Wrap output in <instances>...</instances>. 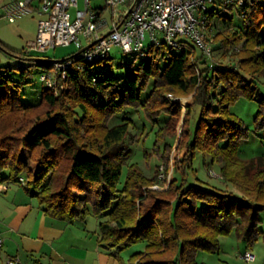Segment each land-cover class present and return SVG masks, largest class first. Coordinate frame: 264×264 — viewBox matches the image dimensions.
Returning <instances> with one entry per match:
<instances>
[{"label":"trees","instance_id":"1","mask_svg":"<svg viewBox=\"0 0 264 264\" xmlns=\"http://www.w3.org/2000/svg\"><path fill=\"white\" fill-rule=\"evenodd\" d=\"M217 12L215 7L206 12L209 32ZM240 16L241 26L233 29L231 19L216 17L224 28L213 35L211 49L226 64L208 63L189 42L179 49L148 45L142 57L126 65L121 79L100 69L108 56L86 62L76 52L56 60L1 46L17 63L0 71V184L23 178L26 192L56 220L72 224L98 218V244L118 264H202L197 253L217 252L219 239L233 230L250 247L262 233L264 155L239 157L249 130L230 106L239 99L255 101L254 131H264V0H245ZM63 60L72 62L61 81L64 89L55 94L43 86L36 104H22L33 70L48 71ZM14 70L17 80L8 75ZM170 94L191 101L182 104ZM127 108L142 110L157 128L156 144L178 138L174 145L164 144L162 154L155 151L161 166L152 177L127 164L132 121L122 118L110 125ZM161 116L167 117L162 126ZM172 150L183 153L175 155L173 170ZM197 152L204 164L209 157L220 165V181L237 193L189 182ZM140 243L143 250L127 260L120 256Z\"/></svg>","mask_w":264,"mask_h":264},{"label":"built area","instance_id":"2","mask_svg":"<svg viewBox=\"0 0 264 264\" xmlns=\"http://www.w3.org/2000/svg\"><path fill=\"white\" fill-rule=\"evenodd\" d=\"M79 1L9 0L3 9L11 23L21 15L36 12L39 16L35 39L26 52L45 53L48 49L75 43L79 57L93 62L108 56L113 46L142 57L148 45L179 49L189 42L201 51L204 60L212 61L211 40L207 42L204 33L206 12L216 0H81L82 9ZM244 2L222 0L227 7L240 8ZM105 10L111 13L110 22L102 17ZM71 67V60L56 61L39 79L45 87L54 89L57 80H67ZM60 88L64 89V83ZM19 183L24 184V179L19 178ZM7 189V184H0V194ZM244 259L250 262L254 257L245 253ZM6 264L22 263L13 257Z\"/></svg>","mask_w":264,"mask_h":264},{"label":"rangeland","instance_id":"3","mask_svg":"<svg viewBox=\"0 0 264 264\" xmlns=\"http://www.w3.org/2000/svg\"><path fill=\"white\" fill-rule=\"evenodd\" d=\"M9 0H0V47L4 46L14 52H22L28 49L29 43L35 39L36 35V25L38 15L37 13L25 14L16 17L14 22H9L4 15L3 6ZM100 6L102 3H98ZM210 9H215L218 11L215 14V21L213 29L209 32V29H205L204 38L208 42L217 31V29H223L224 24L221 21H217L216 17L227 18L232 20L230 28H237L241 26L242 17L240 16V8L232 7L231 9L223 5L222 0H216L214 4L209 5ZM79 8L82 9V1H79ZM109 22L111 20V13L108 10L104 11L102 15ZM109 28L103 33L106 34ZM78 51L75 43L68 46H58L54 49H48L44 54L48 57L55 58L56 60H61L64 57L74 54ZM136 55L133 53H124L118 47H112L108 53L109 59L104 63L100 64V69L111 71L117 79H121L125 75V67L129 64ZM211 62H217L221 64H226L227 59L221 57V53L216 52V56L212 57ZM17 60L12 56L7 55L0 48V71L3 72L5 67H14ZM44 72V69L37 67L33 70L32 75L27 80V85L22 89L21 92V102L24 105L36 104L39 101L41 90L44 84L40 81L39 76ZM8 75L14 80L18 79V71L14 70ZM63 82V81H62ZM57 80V87L50 88L55 94L61 89L62 83ZM62 83V84H61ZM65 87V86H64ZM261 93L264 94V87H261ZM144 97V95H143ZM169 99H172L179 103H184V101L190 102V98L181 99L168 95ZM232 113L237 115L248 128L249 134L247 139L243 140L239 148V157L243 160H247L253 156L264 155V131L255 132L254 131V116L258 110V105L255 101H247L245 99H239L236 103L230 106ZM198 108L195 109V118L198 117ZM122 118H128L132 121V127L130 129V135L128 143L131 149V155L128 159L127 164H135L138 168L148 177H152L155 169L161 166V160L155 151H159L160 154L163 153L164 144L174 145L177 136L174 138L167 139L165 142L156 144L155 132L156 129H152L150 121L145 117L142 110H134L127 108L123 114L113 117L110 121V125L120 122ZM191 119L192 128L195 126L196 119ZM166 116H161L159 120V125H163L166 121ZM182 127V122L177 124V132L180 133ZM179 135V134H178ZM154 144L158 149L154 150ZM167 152V151H166ZM164 153V157L167 153ZM178 153L171 151L170 167H174L175 155ZM183 156V153L178 154V158ZM24 159L27 161V154H24ZM29 166H32L30 162ZM219 166L217 163H211L209 157L206 158L205 164L201 152H197L196 156L192 162L191 169L189 171V182L192 184H199L205 188L211 190H217L220 188L224 191H231L237 193L236 189L231 185L224 184L220 181L218 177ZM173 170V169H172ZM126 172V166L123 168V173L121 177V183L124 179ZM172 177H179L176 172H172ZM219 189V190H220ZM260 222L259 229L262 231L257 240L250 246L247 247L246 244L241 240L236 232L233 230L227 236H223L219 239V250L215 253L198 252L196 255V260L202 264H264V211L259 214ZM143 250V244H136L122 252V258L127 260L129 255L133 252ZM245 253H250L253 255V261L247 262L244 259Z\"/></svg>","mask_w":264,"mask_h":264},{"label":"crops","instance_id":"4","mask_svg":"<svg viewBox=\"0 0 264 264\" xmlns=\"http://www.w3.org/2000/svg\"><path fill=\"white\" fill-rule=\"evenodd\" d=\"M2 183L8 189L0 194V264L13 257L22 264H118L98 244V218L72 224L56 220L41 210L24 184Z\"/></svg>","mask_w":264,"mask_h":264}]
</instances>
